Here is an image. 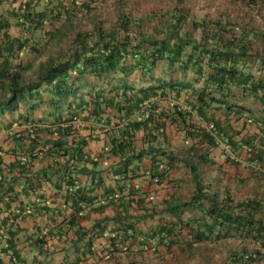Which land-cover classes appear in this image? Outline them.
I'll return each mask as SVG.
<instances>
[{
	"label": "trees",
	"instance_id": "trees-1",
	"mask_svg": "<svg viewBox=\"0 0 264 264\" xmlns=\"http://www.w3.org/2000/svg\"><path fill=\"white\" fill-rule=\"evenodd\" d=\"M170 1L169 9L136 17L133 10L125 8V0H88L80 7L75 0H66L65 4L55 0L54 6L51 0H46V6L40 9L39 3L25 0L23 7L14 13L21 29L31 36L46 31L49 39L57 37L60 42L69 38L70 46L67 44L65 52L59 51L55 57L38 62L29 75L27 67L20 64L10 67L4 61L0 65V115L22 108L24 112L17 121L26 127L10 136L14 145L26 142L27 156L10 164L8 174L16 172L23 179L41 176L65 180L68 193L74 197L71 226L92 205L88 192L74 190L76 174L86 175L92 183L93 179H99L96 185L101 184L100 178H95L97 160L84 154L86 141L74 137L75 125L86 119L105 122L108 111L119 115L123 123L118 130H112L107 144L110 155L119 160L112 174L123 181L116 192L121 194L126 181L142 174L139 169L145 157L151 162L149 175L158 182L172 163L179 160L196 181L189 206L195 207L198 216L183 220L175 210L184 209L187 204L169 208L168 202H164V216H173L174 221L161 223L148 233L137 231L136 221L152 218L157 212L132 217L122 213L126 212L123 210L106 219L114 227L110 230L105 257L120 252L116 245L118 237L124 248L128 241L137 242L142 249L155 242L165 247L166 255L183 233L188 250L194 244L236 235L251 237L264 245V224L255 223L252 215L259 209L257 205L247 203L248 216L234 215V210H229L228 197L220 200L217 193L207 191L202 180L196 179L199 166L211 163L208 149L217 146H222L227 162H236L237 150L244 148L255 170L264 168V0H215L219 5L217 16L212 18L207 11L199 19L190 16L188 0ZM100 3L120 6L113 23L105 26L104 22H98L91 30L79 29L68 37L72 22ZM210 5L206 4L208 8ZM61 17L66 32L61 26L48 30ZM8 26L5 23L2 29ZM197 32L198 39L194 37ZM24 45L25 41L18 44L9 41L6 46L10 52L21 50ZM188 74L195 78L188 79ZM172 96L176 104L168 109L159 108L160 100ZM215 113H221L224 120L216 118ZM168 125L184 131L190 143L195 141L182 159L166 146ZM247 125L256 127L257 133L243 137L239 143L235 138ZM140 130L144 132L146 145L136 150L133 141ZM201 145L206 148L202 150ZM47 156L53 162L30 173L33 162ZM11 191L12 187L0 183V202ZM112 198L113 195L108 200ZM3 224L1 221L0 233ZM16 233L6 231L7 244L2 249L10 252L14 261ZM93 237L92 231L77 227L70 248L74 252L82 250L84 260L94 257ZM40 245L42 241L34 242V246ZM258 256L257 252L249 259L255 261ZM240 258L245 259V254L235 259L236 264Z\"/></svg>",
	"mask_w": 264,
	"mask_h": 264
},
{
	"label": "crops",
	"instance_id": "crops-1",
	"mask_svg": "<svg viewBox=\"0 0 264 264\" xmlns=\"http://www.w3.org/2000/svg\"><path fill=\"white\" fill-rule=\"evenodd\" d=\"M51 1L54 6L55 0ZM61 1L65 4L66 0ZM85 1L88 3V0ZM24 3L25 0H0V65L4 61H7V65L10 67L20 64L27 67L26 74H28L27 71L31 67L27 66L28 64L24 65V60H27L29 52L35 51L32 49L34 46H39L43 42L47 43L49 37L45 35L46 31L31 36L21 29L18 24L19 20L14 13L18 8L23 7ZM33 3H39L37 4L38 9L46 6V0H33ZM63 22L64 18L61 17L53 26H47L48 30L59 28L60 26L55 25ZM5 23H9V26L3 30L2 26ZM194 37L198 39L199 32ZM9 41L14 44L25 41V45L21 50L12 49L9 52L6 46ZM68 42L67 44L70 46L71 42ZM67 44L60 45L59 51L65 52L68 49ZM187 78L192 80L195 76L188 74ZM181 101L182 98L179 102ZM176 103L177 101L172 96L169 99L160 100L158 106L168 109ZM23 112L24 110L20 108L13 113L5 112L0 115V178L2 177L0 183L12 187L11 194L6 195L0 202V223L1 221L4 223V226L1 225L3 230L0 233L1 251L7 244L6 231L17 232L14 237L17 260L11 259L10 252L2 251L0 264H77V260L81 262L79 264H236L235 259L244 254L247 258H240L237 264H264V245L251 237L239 235L194 244L188 250L186 249L188 240L185 237L186 234L183 233L182 239L171 248L169 255H166L163 245L155 242L142 249L139 248L137 242L128 241L124 248L118 237L116 245L120 252L107 254L108 257H105L110 230L114 227L106 219L123 210L126 212L122 213H128L132 217H140L144 215V212L148 215H153L152 211L157 212L158 214H154L152 218H142L136 221L137 231L148 233L161 223L174 221L173 216H164V202H168L169 208L187 204L186 208L175 210V213L180 214L183 220L198 216L200 213L195 210V207L189 206L195 192L196 181L193 180L188 168L179 160L172 163L171 169L158 182L157 178L149 175L151 162L145 157L142 159L141 169H139L142 174L126 181L123 187L125 190L121 194L116 192L118 185H121L123 181H118L119 179L112 174L119 160L110 155L107 144L108 136L112 130H118V127L123 123H121L119 115L108 111V114L104 115L105 122L86 119L75 125L74 137L86 141L83 148L84 154L97 160L95 178H100L101 184L96 185L99 179H93L92 183L86 175L76 174L74 190L80 188L84 189L86 194L88 192L92 199V205L87 206L76 224L71 226L69 224L72 213L71 198L74 199V197L68 193L65 180L44 179L41 176L38 179H23L16 172L8 174L7 168L10 164L27 156L24 149L27 146L26 142L14 145L10 138L11 134L25 130V124H20L17 121ZM215 117L221 121L224 120L221 113H215ZM178 128L167 126L166 146L174 152L178 159H182L186 150L195 141L190 143V140L185 138L184 131H179ZM252 133H257L256 127L247 125L246 129L235 139L239 142L243 137ZM143 138L142 130L136 132L133 141L136 150L146 145L143 143ZM159 140L163 143V139ZM199 148L204 150L206 146L201 145ZM207 154L211 163L199 166L196 179L202 180L205 187L208 188L207 191L217 193L220 200L228 197L230 199L229 210H234L232 211L234 215L248 216L250 208L246 207L247 203L251 202L257 205L259 209L252 212L254 222H263L264 224V168L256 171L249 163V154L244 148L237 150L236 162L232 163L225 159L222 146L209 148ZM50 159L52 160L47 156L34 161L30 167V173L45 168L53 162ZM86 167L92 169L90 165H86ZM14 177L18 179H13ZM112 195V200H108V197ZM68 198L71 200L68 201ZM7 201L9 202L7 203ZM143 207H146V210H143ZM73 221L75 222V220ZM77 227L84 231H92L94 257L90 256L84 260L81 257L82 250L74 252L70 248V239ZM35 241L38 243L42 241V245L39 248L34 246ZM129 246L131 248L126 250ZM257 252L258 260L249 259V256Z\"/></svg>",
	"mask_w": 264,
	"mask_h": 264
},
{
	"label": "rangeland",
	"instance_id": "rangeland-1",
	"mask_svg": "<svg viewBox=\"0 0 264 264\" xmlns=\"http://www.w3.org/2000/svg\"><path fill=\"white\" fill-rule=\"evenodd\" d=\"M210 0H188L187 4L191 11L190 16L192 18L199 19L203 16L204 13L208 11V14L213 18H215L218 14L217 7L218 2H213L215 0H212L210 3H208ZM127 3L125 8L133 10V15L136 17H144L146 15H149L151 12H155L158 10H164L169 9L171 7L170 0L162 1V0H125ZM206 4H211L210 8L206 6ZM222 6V3H221ZM120 8L118 6H112V4H96L95 9L88 13L83 14L82 17H79V20H74L72 22V31L69 33L68 37H72L74 33L79 30H91L95 23L98 22H104L105 26H109L111 23H113L115 19L116 9ZM55 26L59 27L61 26V30L63 32H66V25L58 23ZM54 26V27H55ZM55 29V28H54ZM56 36V35H55ZM54 36V37H55ZM69 41V38L66 40L61 41L62 43H59L58 38L49 39V41L40 43L39 46H34L35 49L34 52H29V56H27V60H24V65H27L31 67V69H28V75L33 72V70L36 69V66L38 62L41 60H46L50 57H55L59 50L61 49L60 45L67 44ZM37 45V44H36ZM25 59V57H24ZM26 61V62H25Z\"/></svg>",
	"mask_w": 264,
	"mask_h": 264
},
{
	"label": "built area",
	"instance_id": "built-area-1",
	"mask_svg": "<svg viewBox=\"0 0 264 264\" xmlns=\"http://www.w3.org/2000/svg\"><path fill=\"white\" fill-rule=\"evenodd\" d=\"M85 2H86L85 0H75V5H77V7H80ZM2 255H3V253L0 250V257H2ZM245 258H247V257H245Z\"/></svg>",
	"mask_w": 264,
	"mask_h": 264
}]
</instances>
